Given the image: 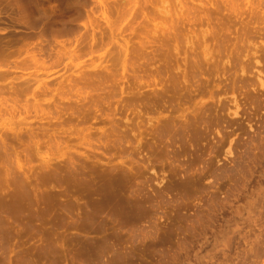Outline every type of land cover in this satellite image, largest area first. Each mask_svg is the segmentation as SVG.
<instances>
[{
	"label": "rangeland",
	"instance_id": "rangeland-1",
	"mask_svg": "<svg viewBox=\"0 0 264 264\" xmlns=\"http://www.w3.org/2000/svg\"><path fill=\"white\" fill-rule=\"evenodd\" d=\"M2 219L9 264H264V0H0Z\"/></svg>",
	"mask_w": 264,
	"mask_h": 264
},
{
	"label": "bare ground",
	"instance_id": "bare-ground-1",
	"mask_svg": "<svg viewBox=\"0 0 264 264\" xmlns=\"http://www.w3.org/2000/svg\"><path fill=\"white\" fill-rule=\"evenodd\" d=\"M111 183H113V182H111ZM107 184H109V183H107ZM103 185H105L106 186V184H103ZM111 185H113V184H110V188H112L113 189V187L115 186L116 187V185H114L113 187H111ZM105 186H104V189H102L103 188V186L101 185V189L99 188V189H97L98 187H96V192H95V190L93 191L94 193H92V194H94L96 197H100L99 198V200L98 199H96L97 200V203L100 205V206H103V207H105L106 205H109V204H115V205H117L118 204V202L120 203V201L122 200H124V198H121V199H119V197H118V194H119V192H117V189L116 188H114L113 190H111V189H107V188H105ZM117 186H119V185H117ZM92 187H93V185H92ZM107 187V186H106ZM120 188V187H119ZM119 188H118V191H119ZM121 190V189H120ZM92 191V190H91ZM94 196V197H95ZM120 196V195H119ZM121 197V196H120ZM14 198V197H13ZM18 198H20V196L18 197ZM23 198V197H22ZM18 200V199H17ZM15 201V200H12V202L10 201V203H8L7 204V208L9 209V212H10V214L11 213H16V212H18V214L17 215H19L20 213L19 212H22V210L25 208V206H26V204L23 202V201ZM30 204L32 203V202H29ZM49 203V202H48ZM24 204H25V206H24ZM29 204V205H30ZM121 204H124V202H122ZM121 204H119V205H121ZM27 205H28V203H27ZM50 205V204H49ZM54 205V204H53ZM56 205H58V204H56ZM118 205V208L120 207ZM125 206L127 205V203L126 204H124ZM124 205H121V207L122 206H124ZM32 206H33V203H32ZM47 206V205H46ZM124 206V207H125ZM29 207V206H28ZM54 207V206H53ZM58 207V206H57ZM27 208V207H26ZM50 208H52L51 206H49V207H45L43 210H42V212L44 213L45 212V214H46V212L48 213L49 212V210H50ZM65 208V207H64ZM53 209V208H52ZM56 209V208H55ZM29 211H30V209H28ZM32 210H34L35 211V209L33 208V209H31V211ZM58 210H60L59 208H58ZM27 211V210H26ZM34 211H32V212H30L31 213V216L32 217H30V216H25L26 218H33L34 216L36 217V218H38V213H36V211L34 212ZM38 211V210H37ZM39 212V211H38ZM41 212V211H40ZM26 213V212H25ZM28 213V212H27ZM26 213V214H27ZM52 213V212H51ZM48 215V214H47ZM48 217V216H47ZM36 218H34V219H36ZM61 218V217H60ZM13 219V218H12ZM61 219H63V218H61ZM3 220L4 219H2V221H1V223H0V225H2V227H4V225H6L5 227H7V225L8 224H2V222H3ZM31 220V219H30ZM39 220V219H38ZM48 220V219H47ZM13 221H14V219H13ZM16 221V220H15ZM7 222V221H6ZM11 223H12V225H13V222H12V220L10 221ZM16 222H18V221H16ZM27 222L28 223H25V226H26V228H27V225L26 224H28V226L33 230V227H35V226H33V224H31V222H32V220H31V222H29V219L27 220ZM4 223V222H3ZM8 223V222H7ZM15 223V222H14ZM21 223V222H20ZM22 224V223H21ZM20 224V225H21ZM48 224V223H47ZM9 225H11L10 223H9ZM8 225V226H9ZM14 225H16V224H14ZM19 225V224H18ZM1 227V226H0ZM1 227V228H2ZM10 227V226H9ZM9 227H7V228H5V229H2L3 230V234H2V232H1V234L2 235H4V233H5V230L7 229V231H6V235H8V234H10L11 232L10 231H12V233L13 232H15L14 230H12V229H10V231L8 230L9 229ZM12 227V226H11ZM14 227V226H13ZM22 227V226H21ZM25 228V227H24ZM25 228V229H26ZM36 228V227H35ZM34 228V229H35ZM30 229V230H31ZM26 230H29V228L28 229H26ZM29 230V231H30ZM53 230V229H52ZM9 231V233L7 234V232ZM54 231V230H53ZM16 233V232H15ZM49 233V232H48ZM0 234V235H1ZM17 235H18V232L16 233ZM14 235L15 237L17 236V235ZM50 234V233H49ZM2 235L0 236V237H2ZM51 235V234H50ZM56 232H53V236H54V238L56 237ZM13 236V237H14ZM53 236L51 235V239L53 238ZM12 235L10 236L9 235V240H12ZM14 237V238H15ZM8 238V237H7ZM11 238V239H10ZM52 239L53 241H54V243L57 241V240H55V239ZM2 239V238H1ZM3 239H4V237H3ZM3 239H2V241H3ZM49 239V241H50V237L48 238ZM14 240V239H13ZM104 240H106L107 241V239L105 238ZM48 241V240H47ZM52 241V242H53ZM1 242V241H0ZM48 243H51V242H48ZM54 243H51V244H54ZM42 245H44V244H42ZM50 245V244H49ZM56 245V246H55ZM38 247H36L37 248V250L39 251V250H41L42 249V251H44L43 253H45V256H46V254H48V252H53L52 253V255L51 254H49V256L51 255V256H53V254L56 252V254H57V250H59V249H57L56 247H57V244H54V246L55 247H53V245H50V246H48V249H44V248H41V249H39V245H37ZM46 247H47V245H45ZM44 247V246H43ZM45 247V248H46ZM49 247H51L50 249H49ZM0 248H3V247H0ZM2 250V249H1ZM0 250V251H1ZM38 251H33L34 253H36V252H38ZM87 251V250H86ZM85 250H84V252L85 253H87ZM21 252V251H20ZM41 251H39V253H40ZM89 252V251H88ZM5 252H3V254H4ZM15 253H17L14 257H15V259H16V256H18V262L16 261V263L17 264H19V262H20V264H34L35 263V261H34V263H33V261H32V259H30V258H28V256H26V254H24V253H19V252H15ZM30 254H32V256L31 257H33V256H35V255H33V253H30ZM89 254V253H88ZM6 255V254H5ZM58 255V254H57ZM40 256H42V257H44L42 254L40 255ZM40 256H39V258H40ZM54 256H55V254H54ZM54 256H53V258H54ZM59 257H60V255H58ZM58 256H57V258H58ZM131 256V255H130ZM1 257V256H0ZM3 257H4V255H3ZM6 257H7V255H6ZM47 257V256H46ZM56 257V256H55ZM126 257H128V256H126ZM11 258H13V257H11ZM39 258L37 259L36 258V260L37 261H39ZM1 259V258H0ZM9 259V258H8ZM45 259V258H44ZM46 259H49V257L48 258H46ZM56 259V258H55ZM55 259L53 260V261H55ZM122 259H123V257H122ZM124 259H125V257H124ZM118 260H120V259H118ZM118 260H116V261H118ZM1 261L2 260H0V264H3V263H6V264H9V263H7V262H5L4 260L2 261L3 263H1ZM10 261V260H9ZM11 261H13L14 262V259H11ZM57 261H59V258H58V260ZM56 261V262H57ZM100 261V260H99ZM121 262V261H120ZM15 263V262H14ZM117 263V262H116ZM122 263V262H121ZM12 264V263H11ZM104 264V263H103ZM108 264V263H107Z\"/></svg>",
	"mask_w": 264,
	"mask_h": 264
},
{
	"label": "trees",
	"instance_id": "trees-1",
	"mask_svg": "<svg viewBox=\"0 0 264 264\" xmlns=\"http://www.w3.org/2000/svg\"><path fill=\"white\" fill-rule=\"evenodd\" d=\"M33 11H35V10H33Z\"/></svg>",
	"mask_w": 264,
	"mask_h": 264
}]
</instances>
